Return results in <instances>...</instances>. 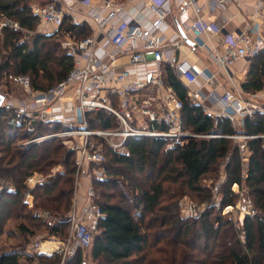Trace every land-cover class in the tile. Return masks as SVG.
Returning a JSON list of instances; mask_svg holds the SVG:
<instances>
[{"label":"trees","instance_id":"trees-1","mask_svg":"<svg viewBox=\"0 0 264 264\" xmlns=\"http://www.w3.org/2000/svg\"><path fill=\"white\" fill-rule=\"evenodd\" d=\"M31 3L32 0H0V19L18 25L0 29V78L27 76L33 91L45 92L65 79L73 66V56L61 47L57 36L79 40L89 36L91 29L84 22L72 24L65 15L55 32H37L27 39L23 32L35 31L39 23ZM250 60L241 89L256 93L264 88V50ZM163 70L165 83L182 102V128L200 137H187L182 144L170 148L166 147L168 138L129 137L123 150L106 148L105 178L92 181L95 203L104 216L93 235L90 264H264V116L253 112L244 119L241 133L248 136V165L243 171L239 147L229 137L236 133L231 121L206 114L200 105L191 102L187 87L171 68L164 66ZM14 116L12 108L0 106V234L8 219L19 217L59 237L67 228L65 217L73 198L76 154L59 139L27 147L16 144L17 140L55 132L60 125L35 121V129L29 131L12 125ZM89 117L92 129L117 124L109 112ZM166 128L163 123H150V129ZM222 160H226L225 181L219 186L220 207L216 210L213 189L204 186L202 179ZM57 166L62 170L50 175ZM35 172L49 176L30 191L33 207L28 208L22 202L27 192L24 181ZM233 184H245L254 210L244 215L241 224L230 213L222 214L225 206H235L237 201ZM183 195L207 203L206 209L197 218L181 216L179 201ZM26 208L28 212L24 214ZM38 210L49 211L58 221L47 225L34 215ZM18 229L29 237L35 234L25 222ZM35 260L40 264H60L61 256L16 250L0 253V264H33ZM62 264L87 262L78 249Z\"/></svg>","mask_w":264,"mask_h":264},{"label":"built area","instance_id":"built-area-1","mask_svg":"<svg viewBox=\"0 0 264 264\" xmlns=\"http://www.w3.org/2000/svg\"><path fill=\"white\" fill-rule=\"evenodd\" d=\"M219 10L226 9L228 0H211ZM79 0H47L45 3L31 5V11L38 17L39 22L52 29L58 30L63 23L65 15H69L72 24H80L74 10ZM90 5L89 0H80ZM142 2V0H102L99 9L91 8L88 17L96 24L97 35H89L77 41L68 37L62 43L67 47L68 53L73 56V66L65 79L58 82L45 92L33 91L27 76L9 75L18 83L33 101L30 104L19 102L12 106L8 102L5 107L13 108L15 116L10 123L16 127L26 124L32 129L33 122L46 124L58 123L60 129L38 135L29 143L49 140L52 138H67L71 145L70 150L75 151L74 192L70 210L66 215L70 228L71 239L62 241L50 239L47 250L42 249L43 241L38 238L30 245V249L37 255L59 254L64 260L74 256L78 249H90L93 235L104 213L95 203L96 191L92 181H102L105 172L102 164L105 161L103 151L98 148L92 137H100L108 141L115 150H123L129 137H164L170 140L166 147L182 144L187 137L199 136L182 128L181 108L182 102L162 79V67L168 66L179 80L186 83L187 94L191 102L200 105L203 111L215 118L223 117L231 121L233 127L244 124L247 116L259 112L264 116V107L249 105L235 86L215 96L214 91L204 95L197 89L190 88L191 84L198 83L201 77L210 78L213 73L198 62L190 61L187 57L176 55L164 44L163 32L167 28L165 18L171 14L170 0H148L142 2L144 13L130 14L125 4ZM180 16L178 25L188 19L184 16L186 9L191 8L193 20L189 29L195 38L206 32L208 24L202 17V8L195 0H178ZM264 9V0H256L255 10ZM8 25L18 28L16 23L4 21L1 26ZM107 28V39L101 43L103 28ZM173 36L176 47L183 43L182 37L176 33ZM226 46L224 52L212 49L211 56L219 71L229 74L232 64L243 58H254L264 50V36L251 38L246 33L225 35ZM108 45L111 49H108ZM202 45L193 40L190 51L195 52ZM122 53L128 54V66L118 69L113 60ZM261 95H264V88ZM3 94V93H2ZM4 95V94H3ZM6 97L4 96L5 101ZM113 100L118 102L112 105ZM219 102L220 108L214 109L205 105V101ZM2 102V104H3ZM111 113L117 120L115 127L89 129L86 117L99 111ZM213 114V115H212ZM144 121V123H140ZM163 123L167 126L164 131L150 129V123ZM136 125V127H135ZM134 126V127H133ZM210 136V135H209ZM233 137V136H231ZM244 137H248L245 135ZM27 145V144H25ZM241 151L246 149L244 143L238 145ZM92 167L91 170L89 169ZM101 166V167H99ZM47 179L46 175L35 172L24 181L27 192L22 202L33 207V196L30 191ZM84 181L87 183L84 184ZM84 187V203L76 205V192ZM236 185V184H235ZM238 186V185H237ZM2 186H0V191ZM213 204V203H212ZM183 206V217L197 218L207 207V203H187ZM247 213L253 214L254 210ZM34 215L44 220L47 225L58 221L47 210H38ZM242 220L240 221V224ZM36 261V260H35ZM38 262V261H37Z\"/></svg>","mask_w":264,"mask_h":264},{"label":"crops","instance_id":"crops-1","mask_svg":"<svg viewBox=\"0 0 264 264\" xmlns=\"http://www.w3.org/2000/svg\"><path fill=\"white\" fill-rule=\"evenodd\" d=\"M117 2H124L125 0H116ZM148 0H142V2H147ZM196 4L202 8V17L204 21L208 24L206 32L195 38L189 29V25L193 20V14L191 8H187L184 16H188V19L178 25L177 17L180 16V7L178 0H170L171 4V14L165 18L167 28L163 32L164 44L172 52L174 51L176 55H182L187 57L190 61L198 62L201 66L207 67L213 76L210 78L201 77L198 83L191 84L190 88L199 90L202 94L206 95L210 91H214L215 96H219L223 91L231 86H235L245 99L248 100L249 105H256L264 107V95L262 90L256 93H246L241 89V85L245 82L246 76L250 68L251 60L248 58H243L235 61L229 68V74L219 71L215 61L211 56L212 49L215 48L219 52H224V47L226 46L225 35L229 34H239L246 33L251 38H258L264 36V9L260 12L255 10L256 0H228L226 4V9L219 10L215 7L211 0H195ZM90 5H86L77 2L74 5L75 15L80 22L87 23L91 29L92 35L98 34V29L96 24L88 17V12L91 8L99 9L102 0H89ZM142 2H134L130 4H125L126 11L130 14L144 13L145 8ZM69 16V15H67ZM107 28H103L102 42L107 39ZM183 32L186 35L187 40L183 37ZM183 39V43L178 48L175 46L174 41L171 42V38L176 36V33ZM193 40L201 44L200 48H197L195 52L190 51V46ZM108 49L111 46L108 45ZM128 54H119L113 63L116 64L118 69L128 66ZM164 66L162 67V79L164 76ZM165 81V80H164ZM181 82L186 86V83L181 80ZM251 96V98H250ZM260 99V102H259ZM215 101V100H214ZM214 101L206 100L207 105L214 109L220 108L219 102L216 104ZM87 181H84V184ZM237 186V185H236ZM84 187L77 190L76 192V205L80 207L84 203L83 199ZM54 237V236H53ZM56 239V238H54ZM91 260L88 261V264Z\"/></svg>","mask_w":264,"mask_h":264},{"label":"rangeland","instance_id":"rangeland-1","mask_svg":"<svg viewBox=\"0 0 264 264\" xmlns=\"http://www.w3.org/2000/svg\"><path fill=\"white\" fill-rule=\"evenodd\" d=\"M41 1L42 0H32L31 5L41 3ZM2 22H4V20L0 19V29L2 27L1 26ZM55 31L56 30L52 29L51 26H46L44 24H41V22H39L35 31L29 32V33L24 31L23 34L26 35L27 39H30V37L37 32H43V33L49 34V33L55 32ZM90 35H91V33H90ZM58 36H57V38H58L57 40L60 41L61 47L63 49H65L66 52H68L67 47L62 45V43L64 41H66L67 35H64V36L58 35ZM72 41H77V40L75 38H71V42ZM0 92H2L4 94V96L6 97L5 101L2 104V107H5V105L8 102L12 103V106H17L19 104V102H25L27 104H30L33 101V98L30 97L29 93H27L18 83H15L11 78H9V75L8 76L2 75V77L0 78ZM243 96H245V95H243ZM250 98H251V96H250ZM259 102H260V99H259ZM112 105L117 106L118 102L113 100ZM205 105L207 106V102L205 103ZM105 112H107V111H105ZM89 115H90V117H94L95 113H91ZM86 119H88V116L86 117ZM116 123H117V121H116ZM140 123L142 124V123H144V121H142ZM26 126H27L26 124H23V126H21V127L26 129L27 128ZM87 127L92 130V128L89 127L88 123H87ZM112 127H115V126H112ZM135 127H136V125H135ZM234 128H235L236 133L234 135H231L233 137L229 136L232 138L233 143L237 144V145H239L240 143L245 144V141L248 139V137H244L245 135L243 133H241L242 127L239 124H237V125H235ZM34 129H35V127L33 126L32 129H28V130L32 131ZM94 129H99V127L94 128ZM186 131H188V130H186ZM48 133H52V132L49 131ZM48 133L45 132V134H48ZM37 136L38 135H36L32 138H35ZM205 136H201V137H205ZM32 138L24 139V140H17V141H15V143L20 145V146L27 147V146L31 145L29 143V141ZM52 139H59L61 141V143L63 144V146L66 149L70 150L69 146L71 145V142H69L67 140V138H52ZM92 140H93L94 144L103 151V153L106 152V148H112L108 144V141L103 139V138L94 136V137H92ZM41 142H43V141L36 142V143H41ZM25 144H27V145H25ZM33 144H35V143H33ZM112 149L114 150V148H112ZM240 152H241V156H242V158H241L242 169H243V171H246V168L248 165V151L245 149L244 151L240 150ZM225 163H226V160H222L221 162H219V164L216 166V168L214 170H212L210 173H208L207 175H205L202 179V184L204 186H207V187L213 189L212 200H213V206L216 208V210L220 207L219 202H220L221 195L219 193V186L225 181V175H224ZM102 166H103V164H102ZM99 167H101V166H99ZM91 168L92 167L90 166L89 169L91 170ZM61 170H62L61 166L54 167L53 170L51 171L50 175L54 174L57 171H61ZM46 176L48 177L49 175H46ZM0 184L3 186L2 183H0ZM236 185L235 184L232 185V190L238 194V198H237V201L235 203V206H225L222 210V214L226 215L227 213H230L231 217L240 223V221L243 219L244 215L247 214V212L252 209V205H251V202L248 198L249 197L247 194L248 190H247L245 184H242L241 187L236 186ZM215 186H217V188H215ZM181 201H182V204L184 206L187 203H194V204H201L202 203L197 198H194V196H192V195H183L180 198L179 202H181ZM179 206H180V214H181V216H184L185 213H183V206H181V205H179ZM27 209L28 208L24 209V211H23L24 214H26V212H28ZM22 222H25L31 228V230L34 231L35 234H33L32 236L29 237L28 235L21 233L20 230L18 229V226ZM52 237L53 236L48 234L47 230L43 226L34 227V224L28 219L26 220V219L19 218V217H17V218L12 217L6 221V223L4 224V227H3V231L0 234V253H2L4 251L16 250V251H22V253L35 254V253H33L34 251H32L30 249V245L32 243H34L35 240L38 238H40L43 242L46 240L56 238V239H59L62 241L69 240V241H72V242H70V244H72V245L74 244L73 240L71 239L70 228L68 226V223H67V228L65 230V234L63 233L59 237H57V236H54L53 238ZM43 246H46V249H48L49 242H44ZM81 250L83 251V254L85 256V260L88 264V261L90 260V258L88 257L90 249H84V250L81 249ZM72 257L73 256H71V258ZM69 259H70V257H66L64 260H62V258H61L60 264L64 263L65 261H67ZM33 264H40V263H38L36 260V261H34Z\"/></svg>","mask_w":264,"mask_h":264},{"label":"water","instance_id":"water-1","mask_svg":"<svg viewBox=\"0 0 264 264\" xmlns=\"http://www.w3.org/2000/svg\"><path fill=\"white\" fill-rule=\"evenodd\" d=\"M180 32H181V29H180ZM182 33V35H183V37L187 40V38H186V35L183 33V32H181ZM188 41V40H187ZM3 100H4V95L0 92V106H2V102H3ZM245 135V134H244ZM212 136V135H211Z\"/></svg>","mask_w":264,"mask_h":264},{"label":"bare ground","instance_id":"bare-ground-1","mask_svg":"<svg viewBox=\"0 0 264 264\" xmlns=\"http://www.w3.org/2000/svg\"><path fill=\"white\" fill-rule=\"evenodd\" d=\"M49 246H50V244H49ZM48 248H49V247H48ZM42 249H43V250H47V249H46V246H43V245H42Z\"/></svg>","mask_w":264,"mask_h":264}]
</instances>
